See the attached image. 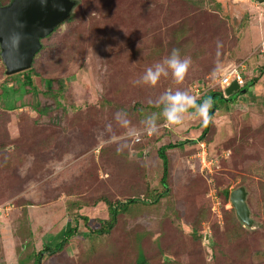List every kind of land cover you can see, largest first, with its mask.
<instances>
[{
  "label": "rangeland",
  "instance_id": "374dc122",
  "mask_svg": "<svg viewBox=\"0 0 264 264\" xmlns=\"http://www.w3.org/2000/svg\"><path fill=\"white\" fill-rule=\"evenodd\" d=\"M76 1L34 57L36 93L22 75H6L0 58V264H36L32 253L69 228V243L43 264H137L142 230L152 233L142 241L149 264H264V3ZM173 49L191 60L183 81L169 73L155 86L137 83ZM233 69L243 86L259 80L226 96L221 79ZM176 90L197 104L212 92L227 100L212 104L207 122L192 107L167 125L156 101ZM136 102L142 113L119 109ZM242 185L253 229L230 202ZM133 199L144 202L95 234L109 203Z\"/></svg>",
  "mask_w": 264,
  "mask_h": 264
},
{
  "label": "water",
  "instance_id": "95a60500",
  "mask_svg": "<svg viewBox=\"0 0 264 264\" xmlns=\"http://www.w3.org/2000/svg\"><path fill=\"white\" fill-rule=\"evenodd\" d=\"M252 1L264 3V0ZM76 3V0H12L7 5L0 4V58L6 75L31 68L35 55L42 47L41 39L71 16ZM245 90L237 79H233L225 87V95ZM247 197L248 191L244 185L230 192L236 217L242 225L253 229L256 223Z\"/></svg>",
  "mask_w": 264,
  "mask_h": 264
},
{
  "label": "clouds",
  "instance_id": "9594fccd",
  "mask_svg": "<svg viewBox=\"0 0 264 264\" xmlns=\"http://www.w3.org/2000/svg\"><path fill=\"white\" fill-rule=\"evenodd\" d=\"M190 64V58H182L179 50L173 49L171 54L166 57L163 62L156 63L154 66L148 67L137 83L155 86L162 76L167 77L169 76V73L174 80L179 83L184 80ZM243 84H240V86H243ZM156 103L158 105H162V110L159 113V116L163 117L165 124L175 125L181 123L183 114L192 107H195L194 114L200 117L204 122H207L208 110L211 108L213 101L211 98H208L197 104L196 99L188 91L176 90L175 92L167 91L163 93L158 98ZM122 117V113H117L116 119L122 124L127 125L128 121L126 119H122ZM157 119L158 116L154 113L144 121L149 132L156 130ZM119 150L120 149L118 148V151Z\"/></svg>",
  "mask_w": 264,
  "mask_h": 264
},
{
  "label": "trees",
  "instance_id": "16d2710c",
  "mask_svg": "<svg viewBox=\"0 0 264 264\" xmlns=\"http://www.w3.org/2000/svg\"><path fill=\"white\" fill-rule=\"evenodd\" d=\"M11 1L12 0H0V4L1 5H7ZM71 17H72V14L69 17V19ZM51 34H49L45 38H49ZM45 38H43V39H45ZM43 39H41V43H42ZM43 49H44V47L42 45V47L39 50V52L42 51ZM31 70H32V68L27 69V70L22 71V72L15 73V74L22 75V78H20L22 83L26 84V86L29 87L30 91H32L33 93H36L37 92V87H36V85L34 83V79H33V76L31 74ZM15 74H12V75H15ZM8 76H11V75H8ZM252 83L255 84L254 82L251 81V82L247 83V85L243 86L242 88L247 89L249 87L248 85H251ZM207 98H211L212 101H213L212 104H214V105L217 104L216 101L218 99L219 100H223V101L227 100V99H223L224 97L222 95V92H216V93L212 92ZM147 107H152V106L151 105H147ZM144 108H145V106H143L139 102H136V103L130 105L129 107L119 106V109H121V111L123 113H125L126 115H129V116H134L137 111H140L142 113L144 111ZM160 154H161V156H162V158L164 160V168H167V159H166V156L164 154V148L161 149ZM223 193L225 194V196H227V197L229 196V190L228 189H225L223 191ZM166 194H167V191H164V192L162 191V192L156 193L154 195V197L156 199L153 198L152 201H154V202L157 201L158 202L163 197V195H166ZM140 202H144V201H142L141 199H133V200H129L127 202H118L117 204L109 203L110 204L109 209L111 211V217H110V219L107 222H105V224L103 223L104 225L102 226L101 229L95 231L96 232L95 234L96 235L97 234H103L106 231H108L114 225L115 221L117 220V215L118 214H120L122 212H126L127 210H130V207H132L134 204H138ZM23 214H24V212H23ZM74 231H75V228L74 229L69 228V229L63 230L61 233H58L53 238L52 244L50 246H47L45 248V250H41V251H39L37 253H35L33 251L34 253H32V256H31L32 259L35 257L34 261H35L36 264H43V260L45 258V254L54 255L55 253L62 251L65 248V246L69 243V240H70L71 236L73 235ZM151 234L152 233H149L148 231H143V230L134 232L133 249H134L135 254H136V262H137V264H141L142 262L145 263L147 261V258L145 257L144 249H143V246H142V241L144 240L145 237H148ZM194 236L196 238H200L201 237V235H199L196 231L194 232ZM156 240H157L156 242H157V245H158L159 244V240H160V236L157 237ZM20 250H21V248H20ZM20 250H19V252H20ZM19 264H21V259H20Z\"/></svg>",
  "mask_w": 264,
  "mask_h": 264
},
{
  "label": "built area",
  "instance_id": "2783aa9c",
  "mask_svg": "<svg viewBox=\"0 0 264 264\" xmlns=\"http://www.w3.org/2000/svg\"><path fill=\"white\" fill-rule=\"evenodd\" d=\"M261 49L264 52V40L262 42V48ZM233 78H236L240 84H243V77H242V75L240 74V72L238 71V69H233L229 74L225 75L221 79L222 86L225 88V86L229 85V83L231 82V80Z\"/></svg>",
  "mask_w": 264,
  "mask_h": 264
},
{
  "label": "crops",
  "instance_id": "0c3cea01",
  "mask_svg": "<svg viewBox=\"0 0 264 264\" xmlns=\"http://www.w3.org/2000/svg\"><path fill=\"white\" fill-rule=\"evenodd\" d=\"M264 37V36H263ZM262 42V41H261ZM249 50H247L245 53L246 54H248V55H250V52H248ZM248 52V53H247ZM245 53L244 54H242L243 56H245ZM261 53H263V55H262V58H263V56H264V52L262 51V49H261ZM252 57V56H251ZM253 57H255V56H253ZM250 58V57H249ZM254 59V58H253ZM243 76V75H242ZM244 78V77H243ZM249 80H251L252 82H254L255 84L258 82V80H259V78L257 77V79H249ZM251 81H249V82H251ZM248 82V83H249Z\"/></svg>",
  "mask_w": 264,
  "mask_h": 264
}]
</instances>
